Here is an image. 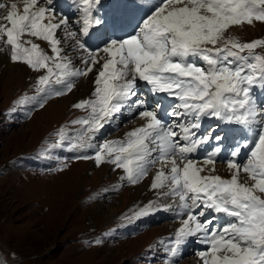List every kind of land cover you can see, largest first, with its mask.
<instances>
[{
  "label": "snow or ice",
  "instance_id": "6c2138e0",
  "mask_svg": "<svg viewBox=\"0 0 264 264\" xmlns=\"http://www.w3.org/2000/svg\"><path fill=\"white\" fill-rule=\"evenodd\" d=\"M70 7L64 11L59 0H0V53L40 73L37 95L18 103L43 108L93 73L91 97L73 106L89 113L72 122L80 131L59 129L52 147L122 169L121 180L133 185L160 165L151 189L173 203L150 202L127 219L175 204L180 227L160 242L165 264H178L174 258L191 242L204 245L201 264H264V101L257 95L264 94V54L256 52L264 40L240 43L225 35L264 23V0H150V6L71 0ZM66 41L74 42L70 50ZM141 82L152 95L163 94L168 108L140 99ZM125 108L136 110L141 126L122 140L98 139ZM205 118L241 125L251 139L225 150L226 135L201 133ZM212 142L203 158L192 155ZM218 162L228 177L217 173Z\"/></svg>",
  "mask_w": 264,
  "mask_h": 264
},
{
  "label": "rangeland",
  "instance_id": "374dc122",
  "mask_svg": "<svg viewBox=\"0 0 264 264\" xmlns=\"http://www.w3.org/2000/svg\"><path fill=\"white\" fill-rule=\"evenodd\" d=\"M235 28L252 29L235 35ZM225 35L240 43L264 40V23L233 27ZM72 44L66 41L63 46L70 50ZM256 52L264 54V48ZM0 55L6 61L0 65V260L5 264H165L166 244L160 242L168 241L178 229L175 204L170 210L129 220L140 206V197L151 190L150 183L142 179L130 184L121 180L122 169L108 163L97 167L94 160L75 159L68 147H52L59 129L65 128L69 135L80 131L72 122L89 113L73 106L91 97L94 74L76 83L90 81V90L75 85L43 108L19 104L21 98L37 95L40 73L12 63L7 53ZM69 55L77 54L69 51ZM7 63L16 69L6 67ZM75 63L80 66L78 60ZM139 91L140 99L156 105L158 101L147 97L144 88ZM117 127L125 130L128 122L114 128L106 125L98 139L120 140ZM150 202L173 203L170 198L158 200L155 190L142 206ZM193 243L178 264H201Z\"/></svg>",
  "mask_w": 264,
  "mask_h": 264
},
{
  "label": "bare ground",
  "instance_id": "6f19581e",
  "mask_svg": "<svg viewBox=\"0 0 264 264\" xmlns=\"http://www.w3.org/2000/svg\"><path fill=\"white\" fill-rule=\"evenodd\" d=\"M122 2H128V0H122ZM135 3H139V4H143L145 6H150V0H134ZM71 0H59V6L64 10V11H72L71 7ZM250 29V28H249ZM248 28L245 30L243 29L241 31V29L239 28H235V29H232V33L235 34V35H239V34H243V33H248L249 31H251V29L249 30ZM72 42V41H71ZM74 43V42H72ZM69 46V45H68ZM70 47V46H69ZM3 59L0 63L3 64V63H6V61H4V57L2 55H0V59ZM7 66L6 67H11L12 69H16L17 66H14L13 64L11 63H7L6 64ZM11 76H13V73L10 74ZM76 86L80 87L79 89L81 91H83L84 88H88L90 90V87L93 86L92 83H90V81H84L81 82V83H78ZM93 88V87H92ZM140 88H144L145 90L148 91V86H146L143 82H141L140 84ZM85 91V90H84ZM90 93V92H89ZM147 95L149 96V94L147 93ZM152 95V94H151ZM259 99L261 101H264V94H260L259 92L257 93ZM153 97L155 98V101H159L163 104V107L166 109L168 108V103L162 99L163 97V94H158V95H153ZM61 101H64L63 99L60 100L59 102ZM51 104H49L48 106L50 107ZM47 106V107H48ZM120 114V113H119ZM118 115V114H117ZM127 116V119L131 120V119H134L135 121H131V124H128L129 127H124L125 130L127 132H129V128L130 130H133L135 127H139L141 126V124L143 123L141 120H139L138 118H136V110L133 108L131 110L125 108L124 109V115L122 118L119 119V123L120 121L124 118V116ZM165 119H169L167 116H165ZM183 119V118H181ZM118 123V124H119ZM117 124V123H116ZM220 125V128H216V131H220L221 134L224 133V135H226V140L224 142V149L225 150H230V147L234 144H237V143H242L245 138L247 137L248 139H251V136H250V133L247 131L246 128H244L243 126L241 125H235V124H224V123H221L220 121L218 120H215V119H208V118H205L202 122V129L200 130L201 133H205L206 129L208 127H216V125ZM106 128V127H105ZM105 128L101 130L102 132V137L104 136V132H105ZM119 130H121V128H118ZM117 131V133H119L120 135V140H122L124 137H125V134L127 133L125 130H121V131ZM214 134V133H213ZM214 147V142L212 143H209L207 145H201L200 146V149L193 153L192 155L196 156V157H199V158H203L204 156H206L209 152L212 151V148ZM219 160V158H218ZM160 167V165H156L155 167L152 168V171H149L147 177H145L143 180L147 183H152V179L153 177L155 176L156 174V171L158 170V168ZM216 169H217V173L224 176V177H228L229 176V173H228V170H227V167H226V164L222 163V162H218L216 164ZM242 180L245 179L246 177L242 174ZM149 186V185H148ZM148 190V189H147ZM153 190L151 189L150 191H146L145 192V195L141 196L139 200L140 203H138L137 205L139 207H141L144 203H145V200L148 199L151 195V192ZM163 191V190H161ZM144 192V191H143ZM156 194H157V191H155ZM152 197V196H151ZM135 209V208H134ZM111 216H113L114 212H111ZM180 218V217H179ZM178 228L180 227V222H178L177 224ZM192 248L195 249L196 253H198L199 251H202L204 250V245L200 244V243H196L194 242L193 245H191ZM187 248L190 249V243H188L186 246H184L182 249H181V254H179L177 257H175L174 259L177 260L178 258H180V256L183 254L184 250H187ZM188 249V250H189ZM199 257V256H198ZM199 259V258H198ZM195 260V259H194ZM178 261V260H177ZM183 264V263H182Z\"/></svg>",
  "mask_w": 264,
  "mask_h": 264
},
{
  "label": "trees",
  "instance_id": "16d2710c",
  "mask_svg": "<svg viewBox=\"0 0 264 264\" xmlns=\"http://www.w3.org/2000/svg\"><path fill=\"white\" fill-rule=\"evenodd\" d=\"M141 235V234H140ZM139 236V235H138Z\"/></svg>",
  "mask_w": 264,
  "mask_h": 264
}]
</instances>
